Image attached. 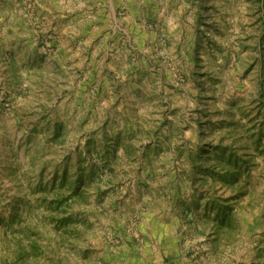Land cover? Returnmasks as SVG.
I'll use <instances>...</instances> for the list:
<instances>
[{"label":"rangeland","instance_id":"rangeland-1","mask_svg":"<svg viewBox=\"0 0 264 264\" xmlns=\"http://www.w3.org/2000/svg\"><path fill=\"white\" fill-rule=\"evenodd\" d=\"M263 4L0 0V264H264L262 160L219 231L209 198L239 191L194 168L263 121Z\"/></svg>","mask_w":264,"mask_h":264},{"label":"trees","instance_id":"trees-1","mask_svg":"<svg viewBox=\"0 0 264 264\" xmlns=\"http://www.w3.org/2000/svg\"><path fill=\"white\" fill-rule=\"evenodd\" d=\"M264 2V0H262ZM264 5V4H263ZM262 101V100H261ZM259 111L264 113V104L261 102ZM260 113L259 116H260ZM257 120H250L249 129H247L243 136L240 137L241 146L235 148L233 146H216L209 150L210 161L213 162V166H202L199 164H194V168L198 167L199 173L202 175L201 182L211 181L210 185H219L221 188L233 192H237L240 181L247 175H249L251 166L254 164L255 159H260L264 163V116L263 121L259 125L254 122ZM228 122V123H227ZM228 126L235 127L234 122L226 121ZM239 126V125H238ZM247 125H243L245 127ZM121 144L119 141L115 140V143L111 146L109 145L105 152L107 155L102 157V164L104 168H110L111 161H109V151L113 149V155L119 150ZM86 154L88 157L92 158L95 155H100L99 152L95 150H90L87 148ZM198 159V156L196 160ZM199 159H201L199 157ZM198 159V160H199ZM98 167L96 164H90L89 169H86L83 166L80 168V174L74 179L73 186H70L71 192H64V190L55 196V200L52 201L53 205H56V209H68L71 205L70 202L76 201L78 197H82V188L85 184V176L90 182H94L97 178L100 177L101 173L97 171ZM101 178V177H100ZM207 178V179H206ZM68 177L65 175L62 176V180L59 184L60 188H65L68 186ZM245 194L241 191L238 194L230 198H215L210 196L209 198V208L215 211V229L221 230L226 227H231L234 221V214L232 207L226 206L225 203L230 201H238ZM64 211H67V210ZM189 209V207H188ZM18 216L17 213L11 215L12 221ZM71 216L65 217L63 219L53 218V222L58 223V228L61 226L69 224ZM38 245L34 244L32 250L34 253L39 251ZM30 252H28L29 254Z\"/></svg>","mask_w":264,"mask_h":264},{"label":"built area","instance_id":"built-area-1","mask_svg":"<svg viewBox=\"0 0 264 264\" xmlns=\"http://www.w3.org/2000/svg\"><path fill=\"white\" fill-rule=\"evenodd\" d=\"M11 105L5 97L0 98V112L10 110Z\"/></svg>","mask_w":264,"mask_h":264}]
</instances>
